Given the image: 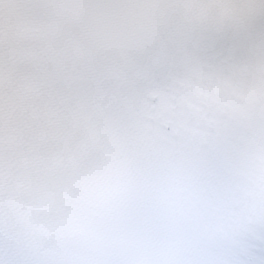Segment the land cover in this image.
Listing matches in <instances>:
<instances>
[{
	"label": "snow or ice",
	"instance_id": "obj_1",
	"mask_svg": "<svg viewBox=\"0 0 264 264\" xmlns=\"http://www.w3.org/2000/svg\"><path fill=\"white\" fill-rule=\"evenodd\" d=\"M0 264H264V0H0Z\"/></svg>",
	"mask_w": 264,
	"mask_h": 264
}]
</instances>
